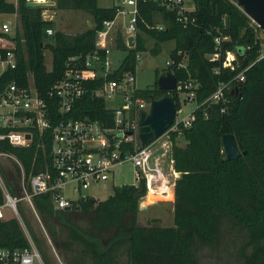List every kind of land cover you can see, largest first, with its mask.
<instances>
[{
    "label": "trees",
    "instance_id": "obj_1",
    "mask_svg": "<svg viewBox=\"0 0 264 264\" xmlns=\"http://www.w3.org/2000/svg\"><path fill=\"white\" fill-rule=\"evenodd\" d=\"M190 1L194 6L190 13L193 22L186 28L155 5L139 4L134 45L127 48L116 32L114 48L125 55L106 77L116 80L123 74L134 75L135 56L145 51L147 38L153 42L149 51L152 56L159 54L161 44L172 41L168 57L174 65L163 71L170 72L176 82L194 80L197 85L189 125L177 124L175 130L170 127L166 132L172 170L178 174L173 181L171 226H158L155 220L147 225L137 224L138 203L145 195L143 180L135 185L113 186L104 200L89 197L77 201L68 211L55 210L49 194L34 195L31 206L63 264H203V252L215 254L228 247L236 248L234 264H264V57L259 55L264 34L260 38L256 26L230 0ZM25 2L16 0L15 6L0 2L1 12L17 13L20 27V33L16 31L9 39L14 44L15 68L5 72L0 80L25 85L30 74L37 95L50 105L47 93L61 79L67 59L78 57L81 61L93 51L96 31L103 21L113 19L116 7L113 4L99 8L95 0H53L54 5L47 8L85 12L91 18V27L75 35L55 31L47 36L44 30L51 29L52 23L43 21L40 15L46 7H26ZM158 22L163 25L160 31L152 28ZM216 36L228 40L221 42L217 60H207ZM44 51L51 55L49 70L44 65ZM177 52L180 55L176 56ZM226 52H245L246 65L250 66L242 81H233L240 71L235 61H231V68L222 66ZM183 57L184 67L175 68ZM158 74L155 73V80ZM101 83L98 77L86 86L94 89ZM220 84L239 87L238 96L223 91L229 101L223 112L220 103H203ZM163 95H168L175 111H179L177 92L158 91L155 81L150 89L137 90L135 94L144 101ZM54 115L58 116L56 112ZM66 117L107 119L109 124L110 112L102 99L87 93L72 104ZM225 134L234 137L239 152L244 154L220 162L221 136ZM178 136L184 141L183 146L176 145ZM49 145V129L33 132L31 143L24 148L0 141V152L12 157L20 167L13 165L14 176L9 175V179L0 167V178L10 197H21V174L29 190V178L48 168ZM124 148L132 151V144H125ZM16 212L26 223L17 204ZM73 214L85 219L83 227L73 221ZM28 231L41 261L47 264L39 242L31 229ZM0 248H28L15 217L0 219ZM119 255L124 256L121 263Z\"/></svg>",
    "mask_w": 264,
    "mask_h": 264
},
{
    "label": "built area",
    "instance_id": "obj_2",
    "mask_svg": "<svg viewBox=\"0 0 264 264\" xmlns=\"http://www.w3.org/2000/svg\"><path fill=\"white\" fill-rule=\"evenodd\" d=\"M0 2L16 5V0ZM143 3L153 4L169 13L182 28L193 22L190 13L193 12L194 6L190 0H114L115 15L113 19L103 21L101 28L96 31L93 51L86 54L81 61L78 57L67 59L61 79L54 83L47 93L50 105L37 95L30 74L27 75L25 85L0 80V141L12 147L24 148L31 143L33 132L50 130V145L46 154L48 168L29 178V190L25 188L21 174L22 197L12 198L0 180L3 199L0 205V219L4 217L6 211L17 216L16 204L20 199L31 205L30 198L39 194H49L55 210L71 209L77 201L93 198L82 192L108 181L111 169L124 162L131 164L135 182L143 180L145 195L165 194L171 182L169 175L161 169V165L169 149L166 143H160L158 147L156 143L166 133L148 145L139 147L137 113L147 111V101L135 96L137 89L133 74L127 73L116 80H106L107 75L114 70H110L109 54L111 47H115L116 32L120 33L126 47L128 37H133L134 43L138 5ZM13 15L14 13L0 11V77L5 72L13 70L16 65L14 44L9 39L16 31L20 33V27L15 18H11ZM152 28L160 31L163 25L158 22ZM44 33L50 36L52 30L47 28ZM227 40V37H214L213 52L206 55V59L217 60L220 44ZM234 54L225 53L223 67L231 68L230 63L234 61L231 55ZM178 55L180 52L176 53V56ZM135 61H138V55L135 56ZM184 63L183 57L174 67L183 68ZM173 65V61L168 58L165 68ZM249 66L240 69L233 81H242L243 73ZM98 77L102 79V83L94 89L87 88V83ZM196 87L194 80H185L175 82L174 91L183 95V101L194 104ZM238 88V85L230 88L228 84H220L203 103H220L224 106L220 110L223 112L229 103L223 91L234 93ZM87 93L93 98L102 99L105 109L110 112L109 124L107 119L92 121L66 117L72 104ZM55 112L57 117L54 115ZM176 113L177 111L170 130H175L177 124L183 127L189 125V113L182 119H176ZM128 143L132 144V151L124 148ZM0 157L9 156L0 152ZM170 162L168 161V164ZM16 164L19 167L18 163ZM67 187H70L71 193L76 196L74 200L62 195V190ZM0 264L42 263L36 249L28 242V248L22 250L0 248Z\"/></svg>",
    "mask_w": 264,
    "mask_h": 264
},
{
    "label": "rangeland",
    "instance_id": "obj_3",
    "mask_svg": "<svg viewBox=\"0 0 264 264\" xmlns=\"http://www.w3.org/2000/svg\"><path fill=\"white\" fill-rule=\"evenodd\" d=\"M45 1V0H44ZM96 6L99 8H109L114 4V0H95ZM41 18L43 21L51 22L52 32L59 31L67 35H75L87 28L91 27V24L88 26L87 24L91 22L90 16L82 11H75V10H65V11H55L46 7V9L41 11ZM11 18H15L16 23L19 24V18L17 13ZM155 21H158L156 18ZM153 45V42L147 38H145L144 47L145 51L138 53V61L136 62L135 71H134V85L138 90H145L150 89L153 86L155 81V73H161L165 69V62L168 60L169 52L173 49V42H165L160 45V52L157 56H152L150 54V49ZM109 54L110 70L114 69L118 66L120 61L125 55L124 51L115 49L111 47ZM236 54V53H235ZM260 57L264 56V47L262 46L259 51ZM44 57V65L47 70L50 69L51 63V55L48 51L43 52ZM233 58V55H231ZM229 58V57H228ZM183 95L178 94V100L180 102V109L176 113V119L184 118L189 112L194 110V104L191 102H185L182 100ZM176 145L181 146L184 141L180 136H178L175 140ZM160 143H166L169 151H170V143L168 142L167 135L159 138L156 146ZM170 160L169 153L167 152L165 157L163 158V162L161 165V169L163 171L167 170L168 161ZM15 161L12 157L2 158L0 157V167L5 177L9 179V175L14 176V167ZM0 180H2L0 178ZM21 182V178H20ZM1 183H3L1 181ZM135 182L133 178V169L129 162H124L119 165L114 166L110 172V178L108 181L101 182L96 186H92L82 192V194L87 196H93L96 200H104L108 195H110L111 188L110 186H120V185H133ZM62 195L70 200H74L76 196L71 193L70 187H67L62 190ZM22 197V192H21ZM20 198V197H19ZM141 203V201H139ZM17 206L23 212V217L26 221L23 222L19 219L18 216L12 214L8 211L4 212V219L7 218H16L20 229L27 241V243H33L30 239V232L28 231L31 229V232L36 237L37 241L40 244V248L42 249L44 255L46 256L47 264H63L61 258L57 256L56 251L53 249L50 239L44 230L42 223L40 222L38 216L36 215L35 211L33 210L32 206L28 204V202L24 199H20L17 203ZM140 205L138 203V210L136 215V221L139 225H147L150 224V221L155 220L156 225L161 227H168L171 226L172 217L170 214V206H159L155 211H149L144 209L141 211ZM73 221L80 226H84L85 219L79 218L78 215L73 214ZM25 223V224H24ZM28 225V226H27ZM27 226V229H26ZM35 248V247H34ZM236 249V248H235ZM234 249V250H235ZM231 247L226 249L219 250L218 253L209 254L207 255L206 252H203L202 255L205 256L201 259L203 264H234V251ZM119 262L124 261V256L119 255L118 257ZM42 264H44L41 261Z\"/></svg>",
    "mask_w": 264,
    "mask_h": 264
},
{
    "label": "water",
    "instance_id": "obj_4",
    "mask_svg": "<svg viewBox=\"0 0 264 264\" xmlns=\"http://www.w3.org/2000/svg\"><path fill=\"white\" fill-rule=\"evenodd\" d=\"M249 20L256 26L260 38L264 34V0H230ZM53 0H45L41 2L26 0V7H52ZM88 26L90 23L87 24ZM127 47L132 48L133 37H128ZM234 61L240 69H243L247 64L245 52L233 55ZM175 78L170 72H161L155 80V88L161 92H171L175 89ZM231 95L238 96L239 88ZM147 111H138L137 113V138L139 147H144L152 141L164 135L172 126L175 107L174 103L168 95H163L158 99L149 98L147 100ZM28 138V137H26ZM222 157L220 162L232 161L243 155L240 153L235 143L234 137L230 134L221 136ZM64 209L63 211H68Z\"/></svg>",
    "mask_w": 264,
    "mask_h": 264
},
{
    "label": "crops",
    "instance_id": "obj_5",
    "mask_svg": "<svg viewBox=\"0 0 264 264\" xmlns=\"http://www.w3.org/2000/svg\"><path fill=\"white\" fill-rule=\"evenodd\" d=\"M33 1H36V0H33ZM42 1H44V0H42ZM136 89L138 90V88H136ZM183 145H184V143L181 146H183ZM168 153H169V156H170V151H168ZM169 161H171V159ZM163 172L165 174H168L169 175V180L171 182L169 184V187L165 191V194L164 195H151L149 193V194L145 195L144 198L141 200L140 208H142L141 211H144V209H147L149 211L150 210L151 211H155V210H157V208L159 206H163V205L170 206V214H171V217H172L173 181L178 177V174H176V173L173 172L172 166H171V162L168 164L167 170L166 171H163ZM133 185H135V183ZM111 187H113V186L111 185L110 188ZM110 194H111V191H110ZM99 201H101V200H99Z\"/></svg>",
    "mask_w": 264,
    "mask_h": 264
},
{
    "label": "bare ground",
    "instance_id": "obj_6",
    "mask_svg": "<svg viewBox=\"0 0 264 264\" xmlns=\"http://www.w3.org/2000/svg\"><path fill=\"white\" fill-rule=\"evenodd\" d=\"M33 1V0H32ZM37 2H41L42 0H36Z\"/></svg>",
    "mask_w": 264,
    "mask_h": 264
}]
</instances>
